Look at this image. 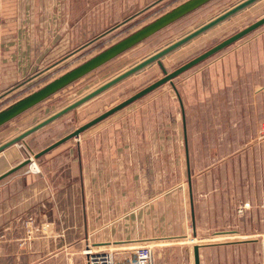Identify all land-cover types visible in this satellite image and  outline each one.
Here are the masks:
<instances>
[{"label":"rangeland","instance_id":"374dc122","mask_svg":"<svg viewBox=\"0 0 264 264\" xmlns=\"http://www.w3.org/2000/svg\"><path fill=\"white\" fill-rule=\"evenodd\" d=\"M106 1L114 3L111 1L116 0ZM117 1L118 4L108 6L102 3L104 2L102 0L101 4L95 1L94 9H68V33L63 36L61 43V46L69 51L65 56L68 59L64 57L66 60L59 67L45 74L35 75L29 83L10 92L3 101H0V112L188 0ZM243 1L245 0H213L152 35L4 124L0 127V146ZM263 17L264 0H260L166 56L161 63L168 73H172ZM214 61L229 63L236 70L243 71L245 75L236 81L237 86L234 88L236 90L232 88L229 90L225 85V88L215 96L206 99L203 94V97H200L199 90L204 87L206 78L211 75ZM258 61L262 66L260 84L263 85L264 26L181 74L173 80V85L167 83L161 86L88 129L80 138L67 141L39 159H35V155L162 79L165 76L162 67L158 63L147 67L31 134L24 141L14 145L10 151H14L20 157L18 161L20 163L31 159L30 165L33 168L32 163H35L36 172L45 171L54 178H67L70 177L69 163L77 160L78 151L84 147L86 148L84 161L88 163L84 175L87 179H91L94 173L92 168L94 145H101L106 153L104 161H108L107 147L114 142L121 147L114 146L118 149L112 150L118 152V155L121 154L116 162L118 177L124 176L126 166L130 165L133 168L135 163L142 159L143 164L148 167V170L144 171L147 172L144 176L155 181L158 179L157 184L137 187L133 193V200L130 197L126 201L125 195L117 200L120 213L123 215L122 212L131 211L164 194L167 205L166 220H170L169 224L172 228L173 225L181 228L184 226L181 220L186 217L189 226L183 234L184 237L179 241L188 242L187 245L190 247L195 243L192 240L191 211L188 203L184 209L179 202L183 201V195L188 199L189 177L196 182L195 188L199 200L211 194L214 196L213 200H218L219 207H223L215 220L217 226L222 225L223 229L229 231L236 230L237 227L242 226L243 220L249 222L252 217L255 227L260 224L264 226V92L262 90L260 96L256 97L259 98L258 101H249L250 91L245 85L247 77L252 75L248 72H254ZM53 63L54 61H51L48 66ZM255 84L258 85L259 82L255 81ZM179 97L184 107L185 124ZM212 100L216 102L208 106L207 104ZM205 115L212 116L207 120L204 118ZM244 115H252L253 118L246 119ZM131 130L138 131L135 140L129 137L130 133H128L123 138L121 135H118V138H111L113 141L109 142V132L114 136L117 132H131ZM185 132L190 168L187 162ZM135 141L142 144L141 149H136L132 145V143L136 144ZM3 159L1 157L0 161ZM126 160L129 162L124 165ZM30 165L24 169L30 168L35 171ZM119 166H122V169H119ZM5 169L6 167L0 169V173ZM105 172L109 173L107 170ZM111 174L116 176L113 171ZM117 189L118 193L125 194L129 192L130 187L120 182ZM248 196L250 199H245ZM244 199L250 201L245 202ZM246 206L251 213H242ZM201 210L203 211L204 208L201 207ZM201 236L203 237L204 234ZM259 237L264 240V235L260 234ZM232 239L237 240L228 238V241H235ZM93 241L91 234V237L89 235V238L85 239L84 247L69 249V257H76L77 261L87 264L89 257L84 254L87 248L93 250L101 248L96 247ZM197 243L204 242L198 240ZM149 245L154 249L157 258L158 251L155 244Z\"/></svg>","mask_w":264,"mask_h":264},{"label":"crops","instance_id":"0c3cea01","mask_svg":"<svg viewBox=\"0 0 264 264\" xmlns=\"http://www.w3.org/2000/svg\"><path fill=\"white\" fill-rule=\"evenodd\" d=\"M92 1L0 0V101L29 83L35 75L45 74L68 59L65 56L69 51L61 46L63 36L68 33L67 10L91 9L95 7V1L101 4V0ZM102 1L106 6L118 4L117 0L111 1L114 3ZM51 61L54 63L48 66ZM217 61L212 63L211 75L199 90L200 97H213L225 85L229 90H236V81L245 75L229 63ZM261 68L258 61L254 72H248L249 75L252 73L245 84L250 91L249 101H258L256 97L262 90L264 92V84H260ZM214 102L206 104L209 106ZM180 104L182 106L181 99ZM182 115L184 123L183 106ZM210 116L204 118L208 120ZM247 117L253 118L244 115ZM128 133L133 140L138 136L136 130L117 132L114 136L109 132V142L113 141L111 138H118V135L123 138ZM135 143L132 145L136 149L142 148V144ZM114 146L118 145L114 142L108 145V161H104V149L100 144L94 145L91 179L84 175L88 163L84 161L86 148L83 147L78 151L77 160L69 163L70 177L54 178L45 171L36 172L33 167L35 171L22 169L0 181V264H85L76 257L70 258L69 249L84 247L85 239L91 234L94 245L106 249L153 243L158 251L155 264H195V246H200V264H264V240L259 237L264 235V226L255 227L253 217L249 222L243 220L236 230L217 226L215 220L223 207H219L218 200H213L211 194L199 200L196 182L191 179L188 199L181 195L183 201H179L184 209L188 203L191 211L192 240L195 241L191 247L188 242L179 241L189 226L186 217L181 220L184 224L181 228L178 225L172 228L170 220H166L164 194L148 201L149 204L122 212V215L117 200L124 195L126 201L130 197L133 200L137 187L157 184L158 179L144 176L148 167L142 159H134L138 161L135 166H126L124 176L118 177L116 162L121 154L112 150L120 146ZM11 148L0 154V159L4 158L0 161V169L6 167L0 175L20 164V157L10 151ZM186 153L190 168L188 141ZM128 162L126 160L124 165ZM112 171L116 176L111 174ZM120 182L130 187L128 193H118ZM247 210L248 206L242 213H251ZM228 238L237 240L228 241ZM198 240L204 243H197Z\"/></svg>","mask_w":264,"mask_h":264},{"label":"water","instance_id":"95a60500","mask_svg":"<svg viewBox=\"0 0 264 264\" xmlns=\"http://www.w3.org/2000/svg\"><path fill=\"white\" fill-rule=\"evenodd\" d=\"M213 0H188L185 3L179 5L178 7L174 8L173 10L167 12L166 14L162 15L152 23L144 26L143 28L137 30L136 32L132 33L131 35L127 36L126 38L120 40L119 42L115 43L114 45L110 46L109 48L103 50L102 52L98 53L97 55L93 56L86 62L82 63L78 67L66 72L62 76L58 77L57 79L51 81L41 89L33 92L32 94L22 98L21 100L17 101L7 109L0 112V127L4 124L8 123L9 121L13 120L17 116L21 115L22 113L26 112L27 110L35 107L36 105L40 104L41 102L47 100L51 96L55 95L65 87L69 86L70 84L74 83L75 81L83 78L84 76L90 74L97 68L103 66L104 64L108 63L109 61L113 60L114 58L118 57L122 53L126 52L127 50L133 48L137 44L141 43L142 41L146 40L147 38L151 37L152 35L158 33L159 31L167 28L174 22L178 21L179 19L189 15L190 13L196 11L197 9L203 7L204 5L212 2ZM260 0H245L238 5L232 7L228 11L224 12L223 14L219 15L215 19L211 20L210 22L206 23L205 25L201 26L200 28L196 29L192 33L188 34L187 36L183 37L182 39L176 41L175 43L171 44L170 46L164 48L163 50L157 52L156 54L152 55L151 57L145 59L141 63L137 64L136 66L132 67L131 69L127 70L126 72L122 73L121 75L115 77L114 79L108 81L95 91L89 93L82 99L78 100L77 102L73 103L72 105L68 106L67 108L63 109L62 111L54 114L50 118L46 119L45 121L41 122L40 124L36 125L35 127L29 129L28 131L22 133L18 137L4 143L0 146V154L6 151L7 149L13 147L14 145L18 144L19 142L24 141L28 136L31 134L39 131L40 129L44 128L45 126L51 124L52 122L58 120L62 116L68 114L69 112L79 108L80 106L84 105L85 103L95 99L96 97L100 96L104 92L108 91L112 87L116 86L117 84L123 82L124 80L128 79L129 77L141 72L142 70L146 69L147 67L158 63L164 72V77L155 83L149 85L148 87L144 88L143 90L139 91L126 101L120 103L116 107L110 109L106 113L100 115L96 119L90 121L89 123L83 125L70 135L64 137L63 139L59 140L58 142L54 143L53 145L49 146L48 148L44 149L37 155H35V159H39L40 157L46 155L47 153L51 152L52 150L58 148L62 144L66 143L67 141L80 138L81 134L87 131L88 129L92 128L93 126L97 125L98 123L104 121L105 119L109 118L110 116L114 115L115 113L121 111L122 109L128 107L132 103L136 102L137 100L145 97L146 95L152 93L153 91L157 90L161 86L171 83L173 85V80L180 76L181 74L187 72L188 70L192 69L193 67L197 66L198 64L202 63L203 61L207 60L208 58L214 56L215 54L219 53L220 51L224 50L225 48L229 47L230 45L236 43L237 41L241 40L242 38L246 37L250 33L256 31L257 29L264 26V17L257 22L253 23L252 25L246 27L242 31L236 33L235 35L229 37L228 39L222 41L215 47L209 49L202 55L196 57L195 59L189 61L185 65L181 66L180 68L176 69L172 73H168L162 63L161 60L164 59L166 56L170 55L171 53L175 52L176 50L182 48L183 46L187 45L188 43L192 42L193 40L197 39L198 37L202 36L203 34L207 33L208 31L212 30L213 28L219 26L220 24L226 22L233 16L237 15L238 13L244 11L245 9L249 8L250 6L254 5L255 3L259 2ZM178 94V93H177ZM180 99V97H179ZM185 124V118H184ZM185 130V125H184ZM185 142L187 146V136L185 132ZM188 155V153H187ZM31 159L25 160L16 167L12 168L11 170L7 171L6 173L0 175V181L4 180L5 178L9 177L10 175L20 171L30 165ZM190 180V177H189ZM200 246L194 247V259L195 264H200V253H199Z\"/></svg>","mask_w":264,"mask_h":264},{"label":"built area","instance_id":"2783aa9c","mask_svg":"<svg viewBox=\"0 0 264 264\" xmlns=\"http://www.w3.org/2000/svg\"><path fill=\"white\" fill-rule=\"evenodd\" d=\"M33 164V163H32ZM31 166V165H30ZM87 264H155V252L150 245L124 246L120 248H87Z\"/></svg>","mask_w":264,"mask_h":264},{"label":"bare ground","instance_id":"6f19581e","mask_svg":"<svg viewBox=\"0 0 264 264\" xmlns=\"http://www.w3.org/2000/svg\"><path fill=\"white\" fill-rule=\"evenodd\" d=\"M32 165H33L34 167H36V166H35V163H33ZM31 168H32V166H31Z\"/></svg>","mask_w":264,"mask_h":264}]
</instances>
